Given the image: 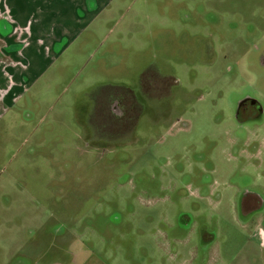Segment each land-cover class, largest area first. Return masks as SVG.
<instances>
[{"label":"rangeland","instance_id":"374dc122","mask_svg":"<svg viewBox=\"0 0 264 264\" xmlns=\"http://www.w3.org/2000/svg\"><path fill=\"white\" fill-rule=\"evenodd\" d=\"M66 27L0 118V264H264V0Z\"/></svg>","mask_w":264,"mask_h":264},{"label":"crops","instance_id":"0c3cea01","mask_svg":"<svg viewBox=\"0 0 264 264\" xmlns=\"http://www.w3.org/2000/svg\"><path fill=\"white\" fill-rule=\"evenodd\" d=\"M109 3L110 0H0V118L12 108L17 88L25 83V75L30 77L26 67H21L23 63L33 68L38 65L34 68L36 74L42 72L43 59L57 46L64 33L71 31L66 24L88 19L89 12ZM17 30L20 36L16 39L14 32ZM27 34L28 46L23 41ZM17 61L22 65L16 64ZM250 202L252 208H257L262 200L255 196ZM79 247L74 249L72 244L71 256L64 263L53 260L49 264L86 262L91 255L87 253L81 257L77 252Z\"/></svg>","mask_w":264,"mask_h":264}]
</instances>
